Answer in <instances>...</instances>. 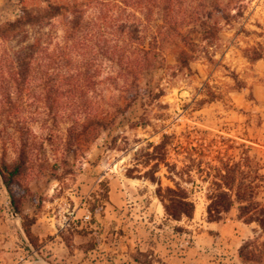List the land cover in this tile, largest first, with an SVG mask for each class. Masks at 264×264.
<instances>
[{
  "label": "rangeland",
  "instance_id": "obj_1",
  "mask_svg": "<svg viewBox=\"0 0 264 264\" xmlns=\"http://www.w3.org/2000/svg\"><path fill=\"white\" fill-rule=\"evenodd\" d=\"M169 1L140 9L133 0H74L73 14L10 31L24 8L34 14L43 3L0 0L8 31L0 37V168L7 176L4 164L20 167L9 182L20 213L0 174V264H90L80 250L97 244L83 239L95 223L80 217L108 179L96 192L78 182L99 165L139 180L127 192L147 194L143 203L152 195L162 204L157 192L177 186L203 212L219 174L234 176L233 185L253 174L264 204V0ZM237 3L240 16L219 18ZM139 34L158 46L141 74L100 54L131 48ZM186 42L195 45L182 66Z\"/></svg>",
  "mask_w": 264,
  "mask_h": 264
},
{
  "label": "crops",
  "instance_id": "obj_2",
  "mask_svg": "<svg viewBox=\"0 0 264 264\" xmlns=\"http://www.w3.org/2000/svg\"><path fill=\"white\" fill-rule=\"evenodd\" d=\"M113 164L99 165L96 175L87 172L78 182L96 192L101 176L108 179L104 213L93 217L95 225L83 235L84 241L97 239L94 246L80 250L90 264H115L117 260L130 264H249L241 259L238 248L260 232L256 222L243 221L233 209L221 220H207L206 211L173 219L152 195L144 203L142 197L147 194L132 197L127 190L137 187L139 180L123 175ZM253 264H264V253Z\"/></svg>",
  "mask_w": 264,
  "mask_h": 264
},
{
  "label": "trees",
  "instance_id": "obj_3",
  "mask_svg": "<svg viewBox=\"0 0 264 264\" xmlns=\"http://www.w3.org/2000/svg\"><path fill=\"white\" fill-rule=\"evenodd\" d=\"M43 5L38 8L34 14L30 13L26 8H24L23 15L18 20L14 21L12 24L11 30L13 31L15 27L20 25L34 26L36 22H44L51 20L57 16H64L67 13L77 12V4L74 0H39ZM134 5H137L140 9L143 7L144 3H148L150 0H133ZM161 1V0H160ZM168 2H170L168 0ZM170 3H167L166 9L169 7ZM242 4L237 3L232 6V9H235L234 12L230 11H221L220 19H223L225 23H229L231 20L242 14ZM70 22H75L77 26L78 21L71 19ZM214 29L218 28L219 21H214ZM174 33L176 30H172ZM157 32L161 33L160 30ZM207 33L208 31L205 30ZM8 33L7 30L0 29V37L5 36ZM168 33V32H167ZM179 33V32H177ZM156 38V36H152ZM145 35L139 34L138 40L135 45L128 49L126 46H105L100 51V54L107 58L108 60L113 61L119 66L120 69L124 70L128 74H141L149 65V58L154 56L157 53L158 46L154 44L151 40L145 42ZM161 39V38H160ZM159 41V38H158ZM194 42H186L179 50V55L177 59L182 62V66L188 64V57L190 58L189 51L193 50ZM132 56H129L128 53ZM262 55L255 53L251 56V59L260 58ZM11 74H22L20 71H13ZM129 102H127V105ZM227 166L224 165V168ZM19 164L15 163L11 168H8L4 164V169L7 172V176L3 174L2 169L0 168V174L2 183L6 188L7 193L10 197V204L12 209L20 213L19 208L14 204L13 197L11 195L9 182L13 176L19 171ZM228 171V170H227ZM231 172V171H229ZM220 180L223 182L222 185L213 186L209 193L207 194L208 204L206 205V218L207 220H221L224 218L225 214L233 207L234 203H237V216L245 222L254 221L259 226L260 231L264 232V204L257 198L258 186L253 182L256 180L255 175H250L248 183L241 185L240 183L234 184V176L228 177L224 174H219ZM6 177V178H5ZM151 180L153 178L149 177ZM241 186H243L241 188ZM166 194H161L157 192V195L160 196L163 200L162 205L165 210V213L173 218L180 219L181 217H191L194 211V203L190 198L189 191L179 187H165ZM108 201V182L107 180L99 181V190L96 196L93 197V200H88V209L92 215V219L96 214L102 215L104 213L105 203ZM33 220H29V224ZM175 229H178L177 227ZM24 231L26 235H29V226L24 224ZM30 243L31 240L29 241ZM33 245V243H32ZM262 253H264V239L260 242H256V237L251 239H246L242 242L238 248V254L241 259L245 262L250 261H259ZM145 263V261H142Z\"/></svg>",
  "mask_w": 264,
  "mask_h": 264
},
{
  "label": "built area",
  "instance_id": "obj_4",
  "mask_svg": "<svg viewBox=\"0 0 264 264\" xmlns=\"http://www.w3.org/2000/svg\"><path fill=\"white\" fill-rule=\"evenodd\" d=\"M80 219L84 222L90 223L91 213L88 208L85 209L84 213L81 215Z\"/></svg>",
  "mask_w": 264,
  "mask_h": 264
}]
</instances>
